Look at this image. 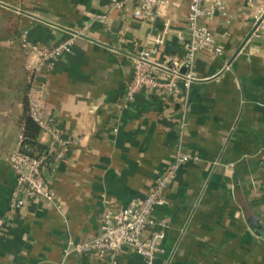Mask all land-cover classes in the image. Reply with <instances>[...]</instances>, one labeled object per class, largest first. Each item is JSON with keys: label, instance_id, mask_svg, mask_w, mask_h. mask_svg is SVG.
<instances>
[{"label": "crops", "instance_id": "0c3cea01", "mask_svg": "<svg viewBox=\"0 0 264 264\" xmlns=\"http://www.w3.org/2000/svg\"><path fill=\"white\" fill-rule=\"evenodd\" d=\"M114 1L0 2L16 18L12 35L0 39V264H105L74 248L98 233L107 208L144 198L179 151L197 159L180 168L154 211L166 224L157 264H264V35L251 36L264 0H224L202 20L223 52H199L189 86L134 100L125 95L142 48L157 47L156 61L185 53L177 33L188 30L189 0H167L153 22L132 6L112 8ZM76 29L85 35L32 81L39 55L22 50L20 36L50 47ZM26 90L75 145L45 171L54 201L27 199L11 213L8 159L23 134ZM117 264L145 262L124 247Z\"/></svg>", "mask_w": 264, "mask_h": 264}, {"label": "built area", "instance_id": "2783aa9c", "mask_svg": "<svg viewBox=\"0 0 264 264\" xmlns=\"http://www.w3.org/2000/svg\"><path fill=\"white\" fill-rule=\"evenodd\" d=\"M189 0L186 33H177L179 42L185 53L183 56L173 54L162 61H156L154 55L157 47L146 46L134 56L133 75L128 82L126 99L134 100L141 91L159 94L173 93L180 83L189 86L194 80L193 67L197 55L207 51L213 55L223 52L211 29L202 22L210 18L215 11H222L224 0ZM242 5L253 7L257 0H240ZM167 0H115L111 7L125 10L133 7V15L139 19L153 22L159 14L160 6ZM66 40L47 47L30 39L26 34L19 38V46L24 51L36 52L39 61L31 69L33 81L41 70L50 71L58 58L71 51L75 38L85 35L84 29L70 32ZM264 35V3L257 7L253 17L251 36ZM184 68L188 72H184ZM30 113L38 122L43 133L51 136L48 154L33 156L25 149L22 134L16 150L10 155L8 163L16 178V187L10 199V212L24 206L27 199L43 198L48 203L54 201L55 193L47 186L45 171L49 167H57L64 159L75 141L52 118H47L40 103L34 98L33 90L29 93ZM197 156L179 151L171 166L162 172L147 195L140 199H132L126 206L113 210L107 208L100 221L98 233L90 240L77 245L74 250L86 254L93 253L105 264H117L118 256L124 247L131 248L140 255L145 264H157L158 256L163 253L162 240L165 237L166 224L154 217L155 209L166 202L165 192L177 179L180 168ZM0 218V225H3ZM70 253V250H68Z\"/></svg>", "mask_w": 264, "mask_h": 264}, {"label": "trees", "instance_id": "16d2710c", "mask_svg": "<svg viewBox=\"0 0 264 264\" xmlns=\"http://www.w3.org/2000/svg\"><path fill=\"white\" fill-rule=\"evenodd\" d=\"M16 1L17 0H0V2L12 4ZM15 19L16 18L10 11L1 9L0 7V39L8 38L12 35L13 29L16 26ZM23 102L25 109L21 117V123L24 136L23 144L27 147L25 150L33 156L46 155L48 154L49 145L39 140V135L42 132V129L30 113L28 91L25 92V95L23 96Z\"/></svg>", "mask_w": 264, "mask_h": 264}, {"label": "water", "instance_id": "95a60500", "mask_svg": "<svg viewBox=\"0 0 264 264\" xmlns=\"http://www.w3.org/2000/svg\"><path fill=\"white\" fill-rule=\"evenodd\" d=\"M249 221H250V224H251L253 227H255V228H257V229L262 228V225H261L258 221H256L254 217H251V218L249 219ZM258 234H260V233L258 232Z\"/></svg>", "mask_w": 264, "mask_h": 264}]
</instances>
